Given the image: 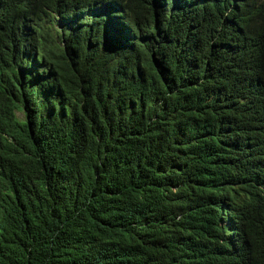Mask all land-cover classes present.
<instances>
[{
	"label": "trees",
	"instance_id": "16d2710c",
	"mask_svg": "<svg viewBox=\"0 0 264 264\" xmlns=\"http://www.w3.org/2000/svg\"><path fill=\"white\" fill-rule=\"evenodd\" d=\"M0 264H264V0H0Z\"/></svg>",
	"mask_w": 264,
	"mask_h": 264
},
{
	"label": "clouds",
	"instance_id": "9594fccd",
	"mask_svg": "<svg viewBox=\"0 0 264 264\" xmlns=\"http://www.w3.org/2000/svg\"><path fill=\"white\" fill-rule=\"evenodd\" d=\"M115 27L113 25L110 26V28L108 29V31L114 30Z\"/></svg>",
	"mask_w": 264,
	"mask_h": 264
},
{
	"label": "rangeland",
	"instance_id": "374dc122",
	"mask_svg": "<svg viewBox=\"0 0 264 264\" xmlns=\"http://www.w3.org/2000/svg\"><path fill=\"white\" fill-rule=\"evenodd\" d=\"M17 116L18 117H23L22 113H20V112L17 113Z\"/></svg>",
	"mask_w": 264,
	"mask_h": 264
}]
</instances>
